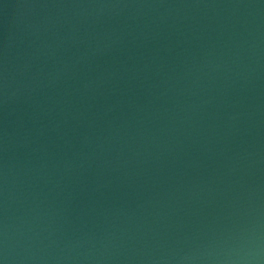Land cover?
Instances as JSON below:
<instances>
[{
    "label": "water",
    "instance_id": "1",
    "mask_svg": "<svg viewBox=\"0 0 264 264\" xmlns=\"http://www.w3.org/2000/svg\"><path fill=\"white\" fill-rule=\"evenodd\" d=\"M0 264H264V0H0Z\"/></svg>",
    "mask_w": 264,
    "mask_h": 264
}]
</instances>
